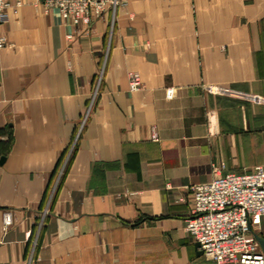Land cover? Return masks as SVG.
<instances>
[{
	"label": "crops",
	"instance_id": "crops-1",
	"mask_svg": "<svg viewBox=\"0 0 264 264\" xmlns=\"http://www.w3.org/2000/svg\"><path fill=\"white\" fill-rule=\"evenodd\" d=\"M8 1L0 264H217L189 191L264 167V0H121L89 28Z\"/></svg>",
	"mask_w": 264,
	"mask_h": 264
},
{
	"label": "built area",
	"instance_id": "built-area-1",
	"mask_svg": "<svg viewBox=\"0 0 264 264\" xmlns=\"http://www.w3.org/2000/svg\"><path fill=\"white\" fill-rule=\"evenodd\" d=\"M47 8H58L63 19L79 28H89L95 18L111 14L121 0H42ZM8 0H0V23ZM113 20V19H112ZM71 37V35H69ZM14 46L0 29V49ZM143 81L138 71L129 73V89L140 90ZM217 91H225L216 88ZM173 95V89L167 91ZM156 138V134L153 135ZM212 179L190 186L191 211L185 228L199 249L217 264H264V251L253 229L264 217V167L256 166L246 173H219ZM8 227L13 222L11 211L3 214Z\"/></svg>",
	"mask_w": 264,
	"mask_h": 264
},
{
	"label": "water",
	"instance_id": "water-1",
	"mask_svg": "<svg viewBox=\"0 0 264 264\" xmlns=\"http://www.w3.org/2000/svg\"><path fill=\"white\" fill-rule=\"evenodd\" d=\"M255 238L259 241L260 245L263 247L264 246V240L262 237H260L257 233H254ZM196 248L198 249L200 244L198 242L195 243ZM199 253H203L201 249L198 251Z\"/></svg>",
	"mask_w": 264,
	"mask_h": 264
},
{
	"label": "rangeland",
	"instance_id": "rangeland-1",
	"mask_svg": "<svg viewBox=\"0 0 264 264\" xmlns=\"http://www.w3.org/2000/svg\"><path fill=\"white\" fill-rule=\"evenodd\" d=\"M101 75H102V71H101ZM189 193H190V191H189ZM191 195V194H190ZM191 200H192V196H191Z\"/></svg>",
	"mask_w": 264,
	"mask_h": 264
}]
</instances>
